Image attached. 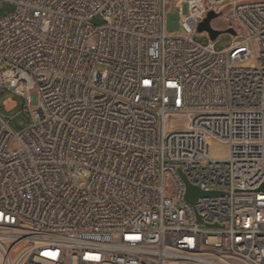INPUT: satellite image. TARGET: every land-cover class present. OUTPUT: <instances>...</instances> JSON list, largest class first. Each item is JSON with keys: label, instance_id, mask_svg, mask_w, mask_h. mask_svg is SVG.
<instances>
[{"label": "built area", "instance_id": "1", "mask_svg": "<svg viewBox=\"0 0 264 264\" xmlns=\"http://www.w3.org/2000/svg\"><path fill=\"white\" fill-rule=\"evenodd\" d=\"M0 2V264H264V0Z\"/></svg>", "mask_w": 264, "mask_h": 264}, {"label": "rangeland", "instance_id": "2", "mask_svg": "<svg viewBox=\"0 0 264 264\" xmlns=\"http://www.w3.org/2000/svg\"><path fill=\"white\" fill-rule=\"evenodd\" d=\"M169 2L172 4V9L174 13H177V10L174 9L173 7V0H169ZM13 11H14V7L11 4L0 2V18L11 14ZM224 13L225 16L223 15L217 16L210 23L211 27L217 29L220 32H222V30H224L227 27L229 22L227 18V12ZM91 24L94 26H102L104 23L100 17H96L91 21ZM168 32L178 35L184 34L181 28L177 29L175 27L168 28ZM192 41L197 45L206 46L209 44L211 39L208 36L196 34L192 36ZM231 41H232L231 37L228 33L226 32L220 33L218 37L214 40L213 43L214 51L220 52L227 49L230 46ZM254 64H255V60L253 57H251L248 60L240 63L238 65V68L246 69ZM9 98L15 103L14 107L9 110L2 108L3 103ZM24 99H25L24 97L16 96L9 91H5V90L0 91L1 114L3 119L7 122L8 128L14 134H18L22 132L29 125H31L34 120V113L25 103ZM210 155L214 159L225 158L226 157L225 146L216 142L212 143L210 146Z\"/></svg>", "mask_w": 264, "mask_h": 264}, {"label": "water", "instance_id": "3", "mask_svg": "<svg viewBox=\"0 0 264 264\" xmlns=\"http://www.w3.org/2000/svg\"><path fill=\"white\" fill-rule=\"evenodd\" d=\"M217 17L216 14L210 12L205 20L199 24L198 26V32L205 31L209 34V38L211 40H215L218 35L221 33L220 31H216L211 28V21ZM226 33H233L232 30H227ZM261 190L264 191V185L261 187ZM208 195L204 192L199 191L197 188L190 187L187 185L186 187V195H185V201L192 204L194 201H196L199 197Z\"/></svg>", "mask_w": 264, "mask_h": 264}]
</instances>
